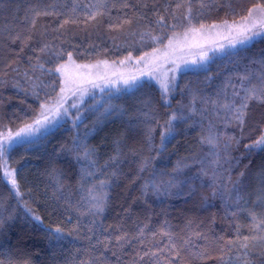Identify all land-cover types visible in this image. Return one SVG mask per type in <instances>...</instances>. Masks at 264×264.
Listing matches in <instances>:
<instances>
[{
	"label": "trees",
	"instance_id": "trees-1",
	"mask_svg": "<svg viewBox=\"0 0 264 264\" xmlns=\"http://www.w3.org/2000/svg\"><path fill=\"white\" fill-rule=\"evenodd\" d=\"M65 2L69 7L71 6L70 0ZM140 2L148 5L145 9L147 19H136L133 15L135 9H120L118 4L98 25H85L83 22L78 25H69L66 37H61L68 41L65 45L67 50L71 51L73 44L79 45L82 52L87 49L84 54L74 56L75 62L89 64L98 60H107L109 63L117 64L129 52L132 53L133 60H136L145 53H153L154 48L159 50L164 47L169 37H174L173 33L179 35L185 31L187 22L183 20V8L176 10L175 19H172L170 12L163 13L167 24H174L175 27L158 28L154 23L155 10L162 12L165 8L173 9L179 0H140ZM204 2L206 7L203 9H199V5L194 3L193 24L197 28L201 23L209 25L220 23L225 19L229 22L239 20L241 16L247 14L249 8H254L257 4L264 5V0H204ZM131 3L138 5V0H131ZM29 6V0H0V33L7 36L8 28H16L15 22L22 19L25 9ZM109 7H111V0ZM125 13L131 19V23L123 24L122 29L110 30L109 22L118 23V17L123 18ZM58 23V19H41L36 26V39H41L39 33L43 32L47 26L48 31L43 39L58 44L60 41L54 37L59 34L51 30ZM145 30L150 31L152 35L161 36V41L155 44L150 40L140 42V33ZM20 47L19 43L9 46L7 41L0 40V81H2L0 83V132L9 130L15 132L25 122H31L39 110L40 103L46 99L44 91L40 89H37L40 99L35 98L31 92L25 95L27 85L24 83L23 73L29 68L28 57L33 54L31 49H26L23 54L17 56L16 53ZM262 52H264V39H258L249 46L246 56L253 57ZM228 53L213 57L201 66H194L181 72L176 79L177 88L170 97L172 108H176L178 102L188 104L191 99L190 93L197 90L204 95H214L217 87L235 71L234 62L240 61L241 64L249 62L246 58L229 57ZM66 59L65 54L63 60ZM9 64L18 68L21 75L17 76L7 71L6 66ZM205 68L208 69L207 72L204 71ZM28 74L33 75L31 71ZM206 76H212V80H206ZM43 79L47 80V77ZM17 81L20 85L18 88L14 87ZM141 84L144 86L131 90L121 87L119 92L116 89H108L101 92L102 94H90L80 105L83 123L79 124L78 129L72 126L71 120H67L62 127L51 129L46 138L38 143L17 146L10 153L9 167L17 170L16 178L21 196L15 195V191L11 189L7 179L0 172V220L3 221V227L0 228V262L2 264H81L82 260H89L92 255L98 254L93 253L91 247L96 244L95 239H90L92 234L87 232L86 228L74 230L79 218L77 210L80 195L79 165L72 160L74 154L68 150L73 147V137L77 134L83 137L86 129H95L85 143L96 150L101 164L113 154L117 139H122L125 151L132 147L140 148L148 127L155 128L154 142L159 144L161 129L156 125L155 120L158 119L162 124L170 110L161 106L159 87L154 81L143 80ZM109 91L111 95L107 94ZM144 101H150L155 110V119L150 122H145L142 115L143 111L148 110L144 107ZM108 105L114 106L116 111L107 117H102L101 114ZM197 106H200L199 103ZM121 111L123 115L120 114ZM262 111L264 108H255L254 119H259V113ZM75 113L76 109H72L71 114L75 115ZM194 120L195 123L193 120H188L178 124L175 139L166 144L158 159L153 162L157 172L171 173L178 160L201 151L200 136L202 131L207 134L209 120H203V128L199 115L194 117ZM215 124V131L240 140L239 144L233 143L229 150L232 167L224 166L233 180L241 171L246 172V176L241 178L244 185V200L239 202V207H237L235 195H229L227 192L223 196L212 195L209 187L210 175L205 179L202 187H196L195 195L189 196L185 192L143 196L140 191L143 180L136 183L130 182L135 175L136 165L133 163L131 167L124 166L127 178H122L118 186L113 187L111 205L98 223L104 226L123 223L129 231H135L138 227L147 224L149 227L143 237L145 244L153 246L155 240L160 242L159 247H164V243H167L166 238L159 235L153 238V231L158 232L163 225L170 231L181 233V229H184L191 221L193 229H198L207 236V240L194 239L193 243L199 248H206L209 258L196 259L185 253L183 264H221L218 259L221 254L219 249L225 246V242L235 239L238 229L241 237L249 234L251 226L249 212L264 211L260 207L254 208L252 203L256 200L254 177L261 170V165H264V152L245 154L244 145L251 143L259 135V128L252 119L243 131L235 125L225 126L224 122L219 120ZM204 151H207V146H204ZM145 154H148L146 149ZM152 155L156 153L153 152ZM70 161L73 164L71 168ZM196 168L197 166H193L191 171L195 172ZM53 170L62 180L63 187L57 185L52 175ZM142 175L147 176L148 173ZM163 179L168 180L170 177L166 175ZM228 187L231 188V185ZM245 200L249 202L245 203ZM124 209H128L127 214ZM33 214L41 218L42 226L32 219ZM90 219L91 217L79 218V222L87 223ZM57 226L64 230L65 239L53 251L45 232L46 229ZM134 249L148 250L137 241L131 247L109 250L104 253V256L109 264H129ZM113 250L120 257L119 262L113 256ZM230 256L231 254H226L225 260ZM167 257L166 250L159 256L160 264H167ZM144 264H148V261L146 260Z\"/></svg>",
	"mask_w": 264,
	"mask_h": 264
},
{
	"label": "snow or ice",
	"instance_id": "snow-or-ice-1",
	"mask_svg": "<svg viewBox=\"0 0 264 264\" xmlns=\"http://www.w3.org/2000/svg\"><path fill=\"white\" fill-rule=\"evenodd\" d=\"M109 3L110 0H87V2L70 0L71 6L69 7L65 0H29L30 6L25 9L24 16L15 22L17 27L8 28L7 36L0 33V40L7 41L9 46L17 43L21 45L16 53L17 56L23 54L26 49H31L33 55L28 57L29 68L23 73L24 83L27 85L25 95L31 92L35 98L40 99L37 91L40 89L44 91L46 97L40 103L39 110L31 122H25L15 132L11 130L0 132V172L7 179L11 189L15 191V195L20 197L21 192L16 178L17 170L9 167L10 153L17 146L38 143L41 139L46 138L51 129L62 127L67 120H71L72 126L78 129L79 124L83 123L80 105L83 103L84 97L89 94L90 89H100L103 92L106 88H116V91L119 92L121 89L116 86L122 84L125 89L131 90L143 87L141 78L147 77L159 86L161 106L170 110L162 124L158 119L155 120L156 125L161 129L159 144L154 142L155 128L148 127L140 148L132 147L125 151L122 139H117L113 154L101 164L97 158L96 150L85 143L95 129H86L83 137L79 134L73 137V147L68 150L74 154L72 160L76 165H79L80 195L77 202L79 218L91 217L87 223L79 222L78 218L74 230L86 228L87 232L92 234L90 239L96 240V244L91 245L93 253H98L92 255L89 260H82L81 264H109L104 256L105 252L114 248L131 247L137 241L148 250L134 249L129 264H144L146 260L148 264H160L159 256L166 250L168 252L167 264H178V262L183 264L185 253L196 259H207L209 258L208 250L199 248L193 243L194 239L207 240V236L198 229H193L191 221L184 229H181V233L170 231L163 225L158 232L153 231V238L157 235L166 238L167 243H164V247H159L160 242L155 240L153 246L145 244L143 237L149 227L147 224L138 227L135 231H129L123 223L104 226L98 221L111 205L113 187L118 186V182L122 178H127L124 166L131 167L133 163L136 165L135 175L130 182L136 183L143 180L140 187L143 196H162L185 192L189 196L195 195L196 187H202L205 179L210 175L209 187L212 190V195L223 196L225 192L235 195L237 207L240 206L239 202L244 200V185L241 178L246 176V172L241 171L239 176L233 180L224 167L225 165H228L229 168L232 167L229 150L233 143L239 144L240 140L221 134L214 129L215 122L219 120L224 122L225 126L235 125L243 131L249 124V120L252 119L259 128V135L251 143L244 145L245 154L264 152V111L259 113V119H254L253 116L255 108H264V52L253 57L246 56L251 44L257 42L258 39H264V5L257 4L254 8H249L247 14L241 16L239 20L229 22L225 19L220 23L209 25L201 23L198 28L193 24L194 3L199 5V9H203L206 7L204 0H179L173 9L165 8L162 12L154 11L156 16L154 23L158 28L175 27L174 24H167L166 16L163 13L170 12L172 19H175L176 10L183 8V20L187 22L183 33L184 39L187 40L189 34L203 36L208 43L216 45L207 48L199 43L194 45L201 49L199 58L182 59L184 66H201L211 59L208 55L210 51H223L226 47L234 50L228 53L229 57L238 56L249 61L246 64H241L240 61L234 62L235 71L230 73L217 87L214 95H204L200 90H197L190 93L191 99L188 104L178 102L176 108L173 109L170 97L177 88L176 73L182 67L176 59L165 60L162 64L157 63L156 59L148 60L149 56L158 51L154 48L153 54L145 53L133 61L132 53L129 52L124 59L119 61V65L123 66L129 62L139 65L143 62L144 67L138 68L139 75L135 73L117 74L116 72L109 75L107 71L101 73L93 70L101 67L106 70L109 67H114L116 62L110 65L107 60H98L95 64H77L74 56L84 54L87 49L82 52L79 45L73 44L71 45L72 50H67L65 45L68 41L61 37H66L69 25H78L81 22L85 25H98L118 4L120 9H135L133 15L136 19H147L145 9L148 8V5L141 3L140 0H138L139 6L132 4L131 0H111V7H109ZM229 10L232 11L231 7ZM43 18L59 20L57 26L51 29L59 34L54 37L60 41L58 44L43 39L48 31L47 26L43 32L39 33L41 39H36V26ZM118 21L116 24L110 21L109 29H122L123 24L131 23V19L127 17L126 13L123 18L118 17ZM176 35L173 33V36ZM216 37L226 41V44L218 43L214 39ZM148 40L155 44L161 41V36L152 35L147 30L140 33V42ZM172 46L173 38L169 37L168 47ZM65 54L67 59L63 60ZM165 64H171L172 67H165ZM6 68L7 71L15 73L17 76L21 75L18 68L12 67L11 64ZM29 71L33 75L36 73L39 75H35V79H33V75L28 74ZM204 71L207 72L208 69L205 68ZM43 77H47V80ZM206 80L211 81L212 76H206ZM19 86V81H17L14 87L18 88ZM57 86L59 87L58 91ZM107 94L111 95V92L109 91ZM144 107L148 109L142 112L144 121L150 122L155 119V110L151 102L144 101ZM72 109H76L75 115L71 114ZM114 111H116L114 106L108 105L104 108L101 116L107 117ZM120 114L123 115V112L121 111ZM197 115L201 117L202 128L203 120H209L207 134L202 131L200 136L201 151L178 160L171 173L157 172L153 167V162L158 159L166 144L175 139L178 124L188 120H193L195 123L194 117ZM204 146H207V151H204ZM153 152L156 155H152ZM193 166H197L195 172L191 171ZM69 167H73L71 161ZM245 167L247 168V165ZM143 173H148V175H142ZM52 175L56 179L57 185L63 187L62 180L56 175L55 170ZM166 175L170 179L164 180L163 177ZM226 175L227 180H225ZM182 176L183 178H181ZM254 180L256 182V200L252 201L253 207L264 209V165H261V170L255 175ZM228 185H231V188ZM248 202L245 200V203ZM124 212L127 214L128 209H124ZM249 215L251 217L249 234L241 237L238 229L236 238L225 242V246L219 249L221 254L218 259L221 264H264V211L260 213L250 211ZM32 219L42 226V220L38 215L33 214ZM2 227L3 221L0 220V228ZM45 234L53 251L65 239L64 230L60 226L46 229ZM112 254L119 262L120 257L117 252L113 250ZM226 254H231L227 260H225Z\"/></svg>",
	"mask_w": 264,
	"mask_h": 264
},
{
	"label": "rangeland",
	"instance_id": "rangeland-1",
	"mask_svg": "<svg viewBox=\"0 0 264 264\" xmlns=\"http://www.w3.org/2000/svg\"><path fill=\"white\" fill-rule=\"evenodd\" d=\"M183 33H184V31L181 32L179 35L172 37L173 38V46L172 47H168V42H167L164 45V47L159 49L154 54L150 53L153 55L148 57V60L156 59V62L161 63V64L164 63L165 60L176 59L177 63H181V65H182L181 70L176 73V77L179 74H181V72H183V71H185L191 67H194L193 65L184 66L182 64V59L191 60L194 58L195 59L199 58V52L201 51V49L199 47H195L194 45H196L198 43L203 44L205 48L216 46L215 44L208 43V41L203 36H193L192 34H189L187 40H185ZM214 39L218 43L226 44V41H224L223 39H220L218 37H216ZM177 40H179V43H177ZM190 45H192V46H190ZM230 51L232 52L234 50L226 47L225 50H223V51H210L208 53V55L211 58L210 60H212L213 57L222 55L224 53H228ZM210 60H208L207 62H209ZM133 61H135V60H133ZM207 62H205V63H207ZM95 63L96 62L89 63V64H95ZM77 64H84V63H77ZM109 64L112 65V63H109ZM143 67H144L143 62L139 65H136L135 63L129 62L123 66H121V65H119V63H117V64H115L114 67H109L106 70L103 67H101L99 69H94L93 71L94 72L99 71L101 73L107 71L109 75H111V73H113V72H116L117 74L124 73L125 75H129L132 73L139 75L138 68H143ZM165 67H172V65L171 64H165ZM143 80H149V79L147 77H142L141 81H143ZM116 87L121 88V87H125V86L122 84H118ZM108 89H116V88H106L105 90H108ZM94 93L98 94V93H101V91H100V89H90L89 94L86 95L85 97L89 96L90 94H94ZM70 103H71V101H70Z\"/></svg>",
	"mask_w": 264,
	"mask_h": 264
}]
</instances>
